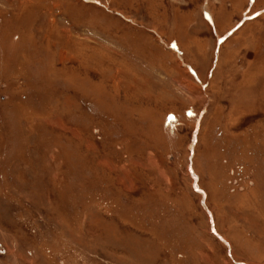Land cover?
I'll list each match as a JSON object with an SVG mask.
<instances>
[{
	"label": "rangeland",
	"instance_id": "1",
	"mask_svg": "<svg viewBox=\"0 0 264 264\" xmlns=\"http://www.w3.org/2000/svg\"><path fill=\"white\" fill-rule=\"evenodd\" d=\"M0 264H264V0H0Z\"/></svg>",
	"mask_w": 264,
	"mask_h": 264
}]
</instances>
